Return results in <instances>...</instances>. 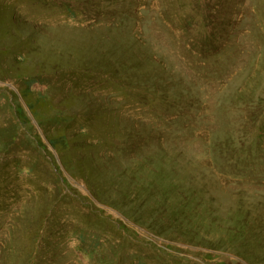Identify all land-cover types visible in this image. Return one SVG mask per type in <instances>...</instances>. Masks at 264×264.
I'll return each mask as SVG.
<instances>
[{"label":"rangeland","instance_id":"374dc122","mask_svg":"<svg viewBox=\"0 0 264 264\" xmlns=\"http://www.w3.org/2000/svg\"><path fill=\"white\" fill-rule=\"evenodd\" d=\"M0 264H264V0H0Z\"/></svg>","mask_w":264,"mask_h":264},{"label":"trees","instance_id":"16d2710c","mask_svg":"<svg viewBox=\"0 0 264 264\" xmlns=\"http://www.w3.org/2000/svg\"><path fill=\"white\" fill-rule=\"evenodd\" d=\"M125 194V193H124Z\"/></svg>","mask_w":264,"mask_h":264}]
</instances>
